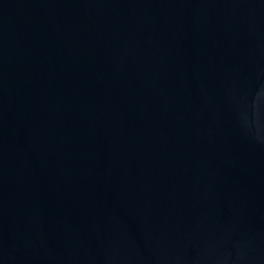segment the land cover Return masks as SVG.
I'll return each instance as SVG.
<instances>
[{
    "label": "water",
    "instance_id": "water-1",
    "mask_svg": "<svg viewBox=\"0 0 264 264\" xmlns=\"http://www.w3.org/2000/svg\"><path fill=\"white\" fill-rule=\"evenodd\" d=\"M0 264H264V0H0Z\"/></svg>",
    "mask_w": 264,
    "mask_h": 264
}]
</instances>
